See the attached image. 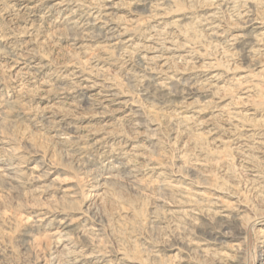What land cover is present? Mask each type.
Returning a JSON list of instances; mask_svg holds the SVG:
<instances>
[{"label": "rangeland", "instance_id": "1", "mask_svg": "<svg viewBox=\"0 0 264 264\" xmlns=\"http://www.w3.org/2000/svg\"><path fill=\"white\" fill-rule=\"evenodd\" d=\"M0 264H264V0H0Z\"/></svg>", "mask_w": 264, "mask_h": 264}]
</instances>
